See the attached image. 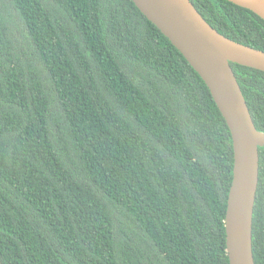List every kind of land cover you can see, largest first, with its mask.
Segmentation results:
<instances>
[{"label": "trees", "instance_id": "trees-1", "mask_svg": "<svg viewBox=\"0 0 264 264\" xmlns=\"http://www.w3.org/2000/svg\"><path fill=\"white\" fill-rule=\"evenodd\" d=\"M264 51V21L190 0ZM264 133V72L230 64ZM232 142L131 0H0V264H228ZM264 264V147L252 216Z\"/></svg>", "mask_w": 264, "mask_h": 264}, {"label": "water", "instance_id": "water-1", "mask_svg": "<svg viewBox=\"0 0 264 264\" xmlns=\"http://www.w3.org/2000/svg\"><path fill=\"white\" fill-rule=\"evenodd\" d=\"M170 42L207 87L228 128L233 152L232 180L224 217L228 264H255L252 216L258 185V131L230 64L264 72V51L237 43L213 29L190 0H131ZM264 21V0H225Z\"/></svg>", "mask_w": 264, "mask_h": 264}]
</instances>
